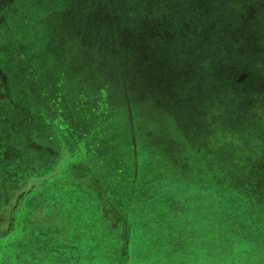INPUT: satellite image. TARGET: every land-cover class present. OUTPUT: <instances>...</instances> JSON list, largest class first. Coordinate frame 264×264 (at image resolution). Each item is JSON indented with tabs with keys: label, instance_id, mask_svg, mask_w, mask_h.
<instances>
[{
	"label": "rangeland",
	"instance_id": "374dc122",
	"mask_svg": "<svg viewBox=\"0 0 264 264\" xmlns=\"http://www.w3.org/2000/svg\"><path fill=\"white\" fill-rule=\"evenodd\" d=\"M164 2L0 0L2 231L11 225L15 193L40 182L17 214L12 239L0 240V264H60L63 256L66 264H264V99L240 91L244 82L264 94L262 9L234 0L247 30L240 37L262 51L252 61L258 70L243 75L233 73L241 67L234 56L243 52L234 54L236 41L213 4ZM189 10L197 20L178 23ZM58 70L67 101L55 104ZM84 103L96 118L90 135L79 138L87 114L75 118L78 126L63 113H82ZM121 137L133 140L145 182L130 180L126 191L132 199L142 184L147 203L161 212L156 249L148 237L141 245L136 223L131 249H122L123 241L109 236L112 221L91 211V200H73L81 194L74 167H99L107 144L128 152ZM51 150L60 153L52 158ZM106 154L110 163L113 154ZM193 223L196 238L186 234ZM223 235L235 249H204L222 246ZM74 245L83 251L77 255Z\"/></svg>",
	"mask_w": 264,
	"mask_h": 264
},
{
	"label": "crops",
	"instance_id": "0c3cea01",
	"mask_svg": "<svg viewBox=\"0 0 264 264\" xmlns=\"http://www.w3.org/2000/svg\"><path fill=\"white\" fill-rule=\"evenodd\" d=\"M61 73L62 72L58 70L57 76H56L58 79L57 84L52 86L54 88L53 91L56 92V94L54 95L55 104L59 103V99L62 97L59 94L63 93L62 89L58 85L60 83ZM80 85L82 86V83H80ZM2 97H5V96H3L0 92V98ZM62 98L67 101V99H65L64 96ZM126 104H127L126 109H129V104L127 100H126ZM83 108H85L86 110L83 111L82 113H76L74 108H72L73 112H71L70 110L69 112L64 111L63 113L65 120L67 121L68 119L69 121L74 120L76 121V123H77V120H75V118L85 119L86 114H87V119L81 124L80 136L77 135V137L79 138L87 137V135H90L93 129V125L95 124V121L92 118H96L95 116L96 114L94 110L95 107L87 106L84 103ZM33 120H34V117H32L31 123H33ZM31 123L27 125L26 127L25 136L27 140L30 139V135L32 133ZM99 123H102V121ZM77 124L78 126H80V122ZM42 132L44 134L43 128L37 129V132H36L37 136L39 134H41L42 136ZM33 134L34 132L32 133L31 138L33 137ZM73 140L75 141V144H76L75 138H73ZM111 140L113 141V143H116L118 141L120 142L122 140L123 144L128 148V152L118 153V151L110 150L111 145L107 144L108 145L107 147H109V149L107 148V150L104 151L100 155V159H98L99 167H95V165L93 164L75 166L74 172L77 173L78 179L74 180L73 184H75V186L79 190H81V194L80 195L72 194L73 197L75 195L73 200L74 201L75 200L81 201V200H87V199L91 200L92 201L91 211L92 210L95 211L96 214L97 213L104 214V217L107 222L112 221V224L110 225L112 230L109 236L113 237L114 239L116 238V236H118L119 239L122 240L124 243L122 249H129V250L131 249L133 231L137 228L138 224H139V230L141 228V231L143 234H141V237L139 235V237H136V238L142 239L141 245L144 244V242L147 240V237H148L149 241L152 240L151 248L156 249L157 246H160V239H161V226H160V219H159L161 212L157 209L158 208L157 202H156L155 207H154V204H155L154 200L150 203H147L146 198H145L146 189L145 187H142V184L139 185L138 190H137L138 192H135L133 194L132 199L130 198V192L126 191L128 190V187H129L128 181L130 180L131 181L137 180L138 184L145 183L143 182V178L141 177L142 173H141V167H140V159H141L140 154L139 152H138V155L136 154L137 151H135V144L133 143V140L131 141L128 137H121L118 139V141H116L117 139L116 140L111 139ZM34 146L35 145L31 144L32 148ZM111 152L113 154L111 162L107 163V161L104 160V155L107 156L106 153H108V156H109V153L111 154ZM132 152L134 153V158H133ZM59 153L51 150L50 156H52V158L53 157L55 158L56 156H58ZM76 153L77 152L73 151V154H71L72 159L75 157ZM101 156L103 157L101 158ZM137 159L139 160V163L137 162ZM135 169L137 171H135ZM136 174H138V177ZM39 183L33 184L31 188L28 187V183H27L25 187L21 188V190L15 193V197L17 199L19 198V195H22V197L17 207L14 208V215L13 217H11V220H10L11 225L9 226L10 227L9 231L6 234L0 236V240L5 241L8 239H12L13 233L15 231L16 220L18 217L17 214L22 209L23 203L28 197V195L30 194L31 189L37 186ZM82 194H83V197H82ZM17 199H16V203H13L11 205L12 208L15 207V205L17 204ZM203 199L205 198L203 197ZM69 200L72 201L71 196H69ZM93 204H96V205H93ZM44 209H45L44 204L37 207L39 214H44ZM151 214H154V215H151ZM37 218L41 221L39 224L42 225V228H43V226L45 225V221L43 220L44 217L42 218L41 216L40 218V215H39ZM145 218L148 219L147 223L145 222L146 220ZM192 226H193V230L190 232H186V234L189 235V237L196 238L198 237L197 234L200 229L196 228L195 223H193ZM3 229H5V227L0 226V231ZM209 233H212V229H209ZM222 238H223L222 246H216V245H213L214 242L213 243L210 242L208 245L205 244V247L207 248H204V249H215V248L235 249V247L237 246L235 242L233 243L231 240L226 239L225 235H223ZM68 245L69 247H67ZM70 245H71L70 243L67 244L66 242L65 249H69ZM195 245H197V243H195ZM61 246H62V242L60 241L58 244V249H61ZM80 248L81 246L79 247L75 245L72 246V249H74L73 251L75 253H76V249H80ZM91 249H93V247H91ZM138 249H140L141 251V249H144V246L140 247L139 245ZM185 249H190V248H185ZM191 249H199V248L194 247ZM82 251L83 250L79 251L78 254H80ZM91 251L92 250H89L90 255L92 253ZM76 254H75V257H76ZM62 258L63 259L60 264H66L67 258H65L64 256ZM73 260H74V256H73Z\"/></svg>",
	"mask_w": 264,
	"mask_h": 264
},
{
	"label": "trees",
	"instance_id": "16d2710c",
	"mask_svg": "<svg viewBox=\"0 0 264 264\" xmlns=\"http://www.w3.org/2000/svg\"><path fill=\"white\" fill-rule=\"evenodd\" d=\"M193 1H194V5H198V6L200 4H203L205 1H207L211 5L213 4L212 6H210L211 8L216 7L220 11L216 13L224 15L223 16L224 22L226 25L229 26V39L231 41H236L233 46L235 49L234 54L237 53L238 51L243 52V53H239L238 55L234 56L235 59L240 60L241 67H238L237 71H234L233 73L238 72V73H242L243 75H245L244 73L250 74L252 71L256 69L258 70L257 63H253L252 61L255 60L254 56L258 55L262 51L256 52L257 50L254 48L253 38L247 39L245 35L240 37L239 34L244 33L243 31H247V30L245 27L246 25H244V21L240 17L241 12L239 11V9L236 10L235 8L236 4L234 3V0H200V1L193 0ZM249 1L251 3H254L256 6H258L260 11L262 9V16H264V1L263 0H249ZM164 4L167 5L168 0H165ZM186 5L189 8L191 7L189 2L186 3ZM184 8L187 9L185 6ZM194 19L197 20L196 13L192 10L191 11L189 10V17L188 18H183L182 16H180L179 18L177 17V22L185 25L187 24L189 20V23L191 24ZM220 20H221V17H220ZM253 27L254 26L252 25H248L247 28L253 29ZM255 36H257V34H255L254 37ZM261 49L264 51V47H262ZM229 70L231 69H227L226 71H229ZM181 77L184 78V75H182ZM194 79H195V82H199L198 76L194 77ZM186 82H187V79H186ZM188 84L189 83L187 82L186 88L189 86ZM241 84L243 85V87L241 88L240 91H242V93L247 95V97L254 94L256 99L258 100L264 99V94H261L255 90L259 88V85L255 86V88L249 89L248 87L244 86V82H242ZM261 86L264 88V84H262ZM209 137L211 136L209 135ZM21 197L22 195H19L18 202L14 208L17 207L18 203L20 202ZM8 230H5V231L1 230L0 236L6 234Z\"/></svg>",
	"mask_w": 264,
	"mask_h": 264
}]
</instances>
